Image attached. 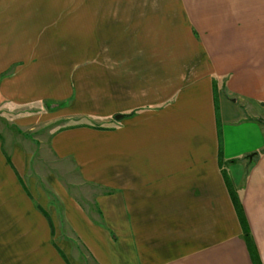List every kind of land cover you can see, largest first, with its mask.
I'll list each match as a JSON object with an SVG mask.
<instances>
[{"label":"crops","instance_id":"1","mask_svg":"<svg viewBox=\"0 0 264 264\" xmlns=\"http://www.w3.org/2000/svg\"><path fill=\"white\" fill-rule=\"evenodd\" d=\"M88 4L91 61L74 75L33 46L51 40L49 3L0 0V264H253L223 173L264 264V0ZM85 115L106 125L38 148L95 190L44 174L55 224L24 133Z\"/></svg>","mask_w":264,"mask_h":264},{"label":"rangeland","instance_id":"2","mask_svg":"<svg viewBox=\"0 0 264 264\" xmlns=\"http://www.w3.org/2000/svg\"><path fill=\"white\" fill-rule=\"evenodd\" d=\"M45 3H49L51 6V14H52V23L50 26V35L51 40L50 42L45 43H33L34 48L36 49H46L51 50L53 55L60 56L59 58H53V60H59L61 62H67L71 63V67H69V72L76 75L77 69L76 66L77 63L84 61L86 63H89L91 61L90 57H86L91 51V35H90V29L89 27L86 28L87 20H85L84 15L86 13H91V10H76L75 9V2L76 1H83L85 4L91 3L93 0H42ZM100 2H105L108 0H97ZM67 6H64V5ZM89 5V4H88ZM65 7H68L67 9ZM82 12L84 13L83 17L80 19V24H85L84 28H81V26L77 25V14ZM47 31L49 30V27L46 26ZM83 30V31H82ZM90 55V54H89ZM81 56V57H78ZM83 56V57H82ZM74 66V68H72ZM69 66V64H68ZM90 66V65H89ZM82 80L79 83V87L86 88L89 85L90 82V71L87 69L84 70L82 73ZM85 93H90V90H85ZM50 105V104H48ZM57 105V104H56ZM8 106L5 102H0V116L2 114V111H6V108ZM38 108V107H37ZM2 117V116H1ZM3 119V118H2ZM6 121V120H5ZM4 123V122H3ZM76 123H84V124H96V125H106V122L101 121L100 119L91 118L88 116H82L78 119H70V120H53L51 123L46 126L44 125L43 128L36 127L35 131H30L24 133L25 137L29 138L30 141L33 142V148L35 149V159L32 162L31 169L29 171V174H31V177H36L37 180V186L40 188L37 189V192L41 193L42 195H47V198L51 205L56 206L58 217L55 219L56 223H62L63 218L60 216V210L59 207V201L57 197L53 194L52 190L45 184H43V176L47 173H53L57 176L63 178V180L69 184L68 187L72 192H76L77 189H84L88 193H93L95 190H93V186L87 185V184H79L75 183V181H78V175L76 172V169L74 167V164L71 160H64L60 161L55 156L48 152H41L38 150L39 146L47 147V140L48 137H44L45 133L49 135L50 131H54L56 129L62 128L67 125L76 124ZM5 126L9 128L8 122H5ZM46 135V136H47ZM34 136H36L34 138ZM41 140V141H40ZM58 222V223H57ZM73 253L76 254L75 247H72Z\"/></svg>","mask_w":264,"mask_h":264},{"label":"trees","instance_id":"3","mask_svg":"<svg viewBox=\"0 0 264 264\" xmlns=\"http://www.w3.org/2000/svg\"><path fill=\"white\" fill-rule=\"evenodd\" d=\"M215 113H216V118H217V123H218V104H217L216 97H215ZM217 126L219 127V125H217ZM221 158H222V151H221V141H220L219 142V161H221ZM223 175H224L225 183L227 185L231 200H232L233 205L235 207V210L237 212V216H238V219H239V222L241 224L242 231H243V239L245 240V243L247 245V249H248V252H249L250 257L252 259V262H253V264H261L256 246L252 240L251 233H250L245 215L243 213L241 203H240L239 198L237 196L236 190L234 189V187L230 183L226 174L223 173Z\"/></svg>","mask_w":264,"mask_h":264}]
</instances>
